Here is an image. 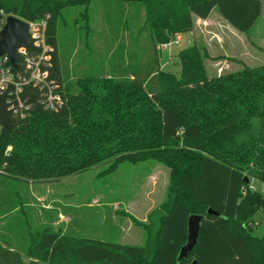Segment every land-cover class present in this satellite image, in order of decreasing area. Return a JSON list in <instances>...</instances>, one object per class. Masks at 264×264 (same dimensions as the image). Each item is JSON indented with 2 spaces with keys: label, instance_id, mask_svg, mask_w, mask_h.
I'll use <instances>...</instances> for the list:
<instances>
[{
  "label": "trees",
  "instance_id": "obj_1",
  "mask_svg": "<svg viewBox=\"0 0 264 264\" xmlns=\"http://www.w3.org/2000/svg\"><path fill=\"white\" fill-rule=\"evenodd\" d=\"M121 1L143 6L153 62L73 86L63 78L58 20L64 8L91 0H0V10L23 20L48 17V71L62 100L47 107L43 90L26 85L19 92L22 117L12 108L15 92L0 93V168L10 179L40 181L108 162L112 172L123 161H157L170 169L158 228L152 234L139 223L147 228L145 241L131 245L34 229L22 219L16 241L0 238V264H264V232L256 235L248 223L264 213V194L248 188L251 176L264 182V64L210 76L207 48L195 43L179 51L177 76L161 70L157 56L158 46L191 31L196 18L215 8L248 33L264 0ZM255 119L259 126L251 132ZM245 132L251 133L241 138ZM210 208L217 214H208ZM191 214L204 216L198 243L178 262Z\"/></svg>",
  "mask_w": 264,
  "mask_h": 264
},
{
  "label": "rangeland",
  "instance_id": "obj_2",
  "mask_svg": "<svg viewBox=\"0 0 264 264\" xmlns=\"http://www.w3.org/2000/svg\"><path fill=\"white\" fill-rule=\"evenodd\" d=\"M139 5L121 0H91L88 6L63 9L58 20L57 42L65 82L76 86L83 77L116 76L141 63L153 62V43L150 32L142 27L145 12ZM219 20L222 22L219 28L224 31L221 34L228 37L227 50L233 57H224L217 40L209 42V57L205 64L210 76L235 71L244 65L264 64V39H257L264 36V12L254 29L241 35L240 39L232 37L228 22L222 18ZM196 33L200 40L204 39L200 29ZM184 45L182 42L172 48L177 51ZM161 51L158 46L159 66L165 60ZM178 53L173 56L171 64L161 70L179 76L182 64ZM258 126V119H255L251 132ZM251 132H245L241 138ZM109 165V162L99 164L58 179H15L20 184L6 187L7 192L17 194L15 197L11 195L12 200H6L4 204L5 222L14 221L13 226L17 228L23 226V223L18 225V219H27L34 229L50 226L61 233L142 245L147 228L139 223L149 226L152 234L156 232L157 210L165 199L170 169L154 160L123 161L112 172L106 171ZM0 176L7 177L3 167L0 168ZM250 182L261 184L252 176ZM17 206L18 211L15 209ZM2 210L3 207L0 213ZM46 211L48 222L36 226L32 215ZM248 223L254 233L261 236L264 232L262 210L257 211ZM18 232L13 234L15 241L20 237ZM137 235H142L143 239L138 240ZM6 237L12 238L11 235ZM23 258L30 261L26 255Z\"/></svg>",
  "mask_w": 264,
  "mask_h": 264
},
{
  "label": "built area",
  "instance_id": "obj_3",
  "mask_svg": "<svg viewBox=\"0 0 264 264\" xmlns=\"http://www.w3.org/2000/svg\"><path fill=\"white\" fill-rule=\"evenodd\" d=\"M8 15L4 10H0V31L4 27ZM27 22L30 26L31 45L30 47L21 46L17 48L16 51L19 57L17 67L13 66L7 55L0 57V93L8 90L15 92L17 102L12 103V108L15 113H19L22 117L25 115L23 112L25 103L20 98L19 92L26 85H34L43 90V101L47 107L56 109L62 103L48 71L50 52L52 51V47L47 41L48 17L41 21ZM178 43L179 40L174 38L160 45V48L161 50H170L174 44ZM32 47L38 51L30 52ZM13 69L16 71H13ZM26 108L28 109L29 106L26 105ZM248 188L264 194V182H261L260 185L249 182Z\"/></svg>",
  "mask_w": 264,
  "mask_h": 264
},
{
  "label": "crops",
  "instance_id": "obj_4",
  "mask_svg": "<svg viewBox=\"0 0 264 264\" xmlns=\"http://www.w3.org/2000/svg\"><path fill=\"white\" fill-rule=\"evenodd\" d=\"M264 12V4H263V9H262V13L261 16L263 15ZM260 16V17H261ZM219 18L223 19L224 21H226L221 14L219 13V11H216V9H214L211 14L209 15L208 18L206 19H202V18H196L195 19V24L194 27L191 31L185 32L183 34H179L175 37V39L179 40L178 44H181L182 42L185 43L184 46H182L181 48L179 47L178 50L174 51L173 48H171L170 50H162L161 54L162 57L165 59L164 61H161V65L160 68L163 69L165 66L171 64V61L173 59L174 55H177V53L183 49V48H187L195 43L197 44H202L204 46H206V48H208L207 44L213 40H217L218 45L221 47L222 49V53L224 55L225 58H230L233 57L232 55H230V53L228 52V37H226V35L224 34V36L221 33H224L223 30H221L219 27L221 26V21L219 20ZM258 21V20H257ZM256 21V23H257ZM227 22V21H226ZM229 23V22H228ZM256 23L254 24V26L251 28L254 29V27L256 26ZM230 24V23H229ZM231 28H229V32L232 34V37H237V38H241L240 36L246 33L240 32L237 29H235L231 24H230ZM197 29H200L203 33H204V39L200 40L198 38V34L196 33ZM257 39H264L263 37L257 38ZM176 45V44H175ZM173 47V46H172ZM16 184H20L17 180L15 179H10L7 178L5 176H0V208L3 207L2 212L0 213V237H6L8 235L13 236V234L17 231L12 232V229H16L13 223H8L5 222V218L7 217L6 212L4 211V204L6 202V200H12L11 195H13L15 197V195L17 194V192H7L6 187H13L16 186ZM20 206V205H19ZM18 211V206L15 208ZM42 215V216H39ZM47 211L43 212L41 214L39 213H35L33 216V221L36 224V226L38 225H43L46 224L47 221ZM44 216V217H43ZM23 220L20 218L18 219V225L22 222ZM10 224V225H9ZM12 226V228L10 227ZM138 240L143 239L142 235H137L136 236Z\"/></svg>",
  "mask_w": 264,
  "mask_h": 264
},
{
  "label": "water",
  "instance_id": "obj_5",
  "mask_svg": "<svg viewBox=\"0 0 264 264\" xmlns=\"http://www.w3.org/2000/svg\"><path fill=\"white\" fill-rule=\"evenodd\" d=\"M30 26L26 20H23L13 14L6 17V22L0 31V57L7 55L14 67H17L18 55L17 48L24 46L30 47ZM248 181V178H245ZM208 214H217L213 209L208 210ZM204 216L201 214H191L188 218V236L187 241L182 245L177 260L181 262L183 259L189 258V253L198 243L200 230L202 227ZM191 264H199L196 259Z\"/></svg>",
  "mask_w": 264,
  "mask_h": 264
}]
</instances>
